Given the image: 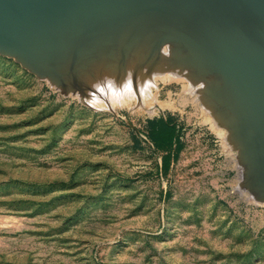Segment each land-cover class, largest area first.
Returning a JSON list of instances; mask_svg holds the SVG:
<instances>
[{
	"label": "rangeland",
	"instance_id": "374dc122",
	"mask_svg": "<svg viewBox=\"0 0 264 264\" xmlns=\"http://www.w3.org/2000/svg\"><path fill=\"white\" fill-rule=\"evenodd\" d=\"M41 77L0 54V264H264V200L182 75L122 106Z\"/></svg>",
	"mask_w": 264,
	"mask_h": 264
},
{
	"label": "bare ground",
	"instance_id": "6f19581e",
	"mask_svg": "<svg viewBox=\"0 0 264 264\" xmlns=\"http://www.w3.org/2000/svg\"><path fill=\"white\" fill-rule=\"evenodd\" d=\"M0 54L91 105L105 75H182L264 200V0H0Z\"/></svg>",
	"mask_w": 264,
	"mask_h": 264
},
{
	"label": "clouds",
	"instance_id": "9594fccd",
	"mask_svg": "<svg viewBox=\"0 0 264 264\" xmlns=\"http://www.w3.org/2000/svg\"><path fill=\"white\" fill-rule=\"evenodd\" d=\"M165 57H170V45L165 49ZM126 77L123 81H117L114 76L105 75L102 77V83L95 88L97 94H103L104 98H111V101L117 105H123V102L136 93L135 82L133 79V70L126 69Z\"/></svg>",
	"mask_w": 264,
	"mask_h": 264
},
{
	"label": "trees",
	"instance_id": "16d2710c",
	"mask_svg": "<svg viewBox=\"0 0 264 264\" xmlns=\"http://www.w3.org/2000/svg\"><path fill=\"white\" fill-rule=\"evenodd\" d=\"M178 129L173 122L158 118L150 122V138L156 143L157 146L173 145L175 149L178 148ZM175 156V153H172Z\"/></svg>",
	"mask_w": 264,
	"mask_h": 264
}]
</instances>
